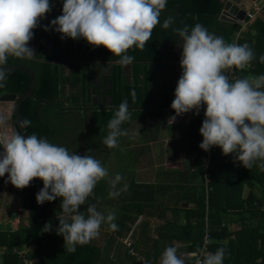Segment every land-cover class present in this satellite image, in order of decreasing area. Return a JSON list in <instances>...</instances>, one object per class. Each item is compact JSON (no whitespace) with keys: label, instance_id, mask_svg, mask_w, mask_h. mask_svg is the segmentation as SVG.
Instances as JSON below:
<instances>
[{"label":"clouds","instance_id":"9594fccd","mask_svg":"<svg viewBox=\"0 0 264 264\" xmlns=\"http://www.w3.org/2000/svg\"><path fill=\"white\" fill-rule=\"evenodd\" d=\"M62 14L53 19L44 30L54 29L61 38L84 39L93 46H101L118 57L115 63L127 67L134 62L130 49L143 50L152 38L154 29L161 24L160 17L168 0H62ZM50 0H0V88L7 86L6 65L9 57L33 60L37 57L29 42L34 29L52 11ZM194 19H196L194 17ZM174 23L172 16L164 19L163 29ZM182 43L180 76L171 108L178 116L200 111L206 106L205 119L200 128L203 140L199 147L209 151L218 146L224 155L236 154L246 169L254 166L264 171V75L231 77V70H244L255 59L248 43H227L223 37L208 31L201 23L173 28ZM264 63V56H260ZM133 103L136 94L132 93ZM132 112L128 100H123L107 124L103 139L109 149L119 147V138L127 136L123 125L130 121ZM20 129L31 121L21 119ZM0 177L18 189L29 187L35 179L43 181L37 193V203L61 199L57 234L62 235L67 252H75L77 245H85L100 235L102 225L117 231L116 215L97 210L94 189L108 179L109 198H118L123 188L121 174L109 178L101 161L90 155L71 153L66 147L53 144L36 134L25 135L10 123V114L0 110ZM126 188V185L124 186ZM86 211L81 206L86 205ZM15 218V217H14ZM51 230V224L43 227ZM207 238L205 245H207ZM226 249L215 252L197 249L185 256L178 253L175 244L167 246L158 264H224Z\"/></svg>","mask_w":264,"mask_h":264},{"label":"trees","instance_id":"16d2710c","mask_svg":"<svg viewBox=\"0 0 264 264\" xmlns=\"http://www.w3.org/2000/svg\"><path fill=\"white\" fill-rule=\"evenodd\" d=\"M225 1L168 0L160 17L161 24L154 29L146 47L143 50L130 49L127 53L135 58L131 64L135 84L144 81L147 85L150 82V67L153 65L165 64L176 70L181 68L179 64L182 40L173 32V28L183 27L185 24L191 27L201 23L210 33L223 37L227 43H233V38L242 30V24L220 20ZM50 3L53 5L52 11L47 14L46 19L41 20L40 26L34 29V38L29 42L37 57L33 60L9 57L7 64L26 66L35 74L34 95L22 103L20 114L22 119L31 121L27 128L28 135L34 133L41 138H49L51 135V127L46 118L48 111L63 114L96 110L91 101L86 105L76 106L74 101L88 98L87 81L95 75L97 68L102 70L103 64L111 65L107 82L111 87L110 95L113 96L114 106L119 107L125 100L116 94V86L119 83L125 85L126 82L123 66L115 63L118 57L113 56L103 46L94 48L84 39H62L61 34L54 29L44 30L45 25H50L53 19L62 14V0H50ZM169 16L174 18V23L165 30L162 23ZM76 42L79 44H75ZM238 43H248L254 51L255 59L247 69H237V78L264 75V63L260 62V56H264V19L257 20L243 32ZM66 62L71 64V75L68 78H65L64 71ZM67 83L78 84L81 90V96L73 93L70 95V105L61 101L65 96L64 86ZM29 84L30 77L27 74L9 71L7 86L0 88V97L5 93L19 96ZM141 96L136 95L135 103L132 96H127L130 108L140 110L146 105L145 99L143 103H137V99H142ZM205 110L206 106L201 109L199 116L194 112L190 117L192 136L186 149V163L192 171V179L188 186L179 189L180 198L176 201L177 205H192V208L188 209L179 207L185 219L180 230L187 234L182 237L186 238L185 242L191 253L202 247L205 231L208 230L212 239L209 251L215 252L219 247L226 249L224 264H264V171L256 166L250 170L246 169L236 159L235 153L224 155L218 146L212 152L209 167L205 168L208 151L199 147L203 140L200 128L205 119ZM206 179L208 189L204 184ZM42 188L43 181L35 179L29 187L21 191L28 199L37 201L36 195ZM4 189L5 176L0 177V206ZM61 199L45 202L55 209L57 216L61 215ZM22 209L30 213V226L21 227L17 231L0 230V264H19L18 255L13 250L23 245L33 246L30 255L33 261L40 258L44 241L49 234L43 231V227L52 223L51 216L47 211L26 203H22ZM86 209L87 203L81 206L80 210ZM58 227L59 219L43 264H98L100 251L91 243L77 245L75 252H67L64 237L57 234ZM156 256L157 254L153 260L147 256L148 264H155Z\"/></svg>","mask_w":264,"mask_h":264},{"label":"crops","instance_id":"0c3cea01","mask_svg":"<svg viewBox=\"0 0 264 264\" xmlns=\"http://www.w3.org/2000/svg\"><path fill=\"white\" fill-rule=\"evenodd\" d=\"M263 17L264 12L258 20ZM103 65L102 70L97 68L95 75L87 81L88 98L74 101L75 106L86 105L91 101L96 110L63 114L48 111L46 116L51 127V135L47 138L49 142L66 147L71 153L96 158L107 168L109 178L116 174L124 178L119 185L124 190L118 198H109L110 185L106 178L95 187V199L89 198L87 202L96 204L97 210L105 215L114 212V223L118 226L117 231H110L107 224L102 225L100 235L90 242L100 251L98 264H148L147 256L153 260L156 254L155 264H158L164 249L173 244L178 246V253L187 256L188 245L186 238L182 237L187 234L180 230L185 219L179 207L188 209L192 205H177L176 201L180 198L179 191L188 186L192 179V171L186 163V149L191 143L192 130L189 123L194 111L178 116L174 123L169 121L171 116L176 115L171 104L182 68L176 70L165 64L153 65L150 67L151 80L146 85L144 81L135 84L132 65H129L131 69L123 66L126 82L125 85L119 83L116 86V94L126 99L134 92L137 96L142 95L137 103L141 104L145 99L146 105L140 110L129 106L132 118L123 125L128 135L119 138V147L109 149L103 139L108 133L107 124L118 107L113 104L111 87L107 82L111 65ZM64 71L65 78H68L71 75L70 63H65ZM156 80L159 81L158 85ZM126 86L130 87L129 90ZM80 91L78 84L67 83L61 101L70 105V95L73 93L79 96ZM155 91L157 94H153ZM6 181L7 174L3 205L0 208V230L27 228L30 226V213L21 209V214L13 217V207L17 205L13 203L15 199H11L12 202L7 197L10 188ZM8 203L14 206H7ZM15 250H24L30 258L33 246L15 248L13 252L19 258ZM31 264H37V261L31 259Z\"/></svg>","mask_w":264,"mask_h":264},{"label":"water","instance_id":"95a60500","mask_svg":"<svg viewBox=\"0 0 264 264\" xmlns=\"http://www.w3.org/2000/svg\"><path fill=\"white\" fill-rule=\"evenodd\" d=\"M256 0H226L224 9L222 11L220 20L223 22H228L232 24H238L245 20L246 18V12L249 11L253 5V3ZM37 50V46L35 47ZM7 72L9 71H19L27 74L30 77V84L28 85L27 89L21 94H10L5 93L0 97V110L7 111L10 114V123L16 127L18 130L21 131L23 135H25V138H27L28 133L25 129H20L19 124L17 123L19 120H21V114H20V108L22 103L28 99L29 97H32L34 95V90L36 87V77L34 72L22 65H7L6 66ZM128 69H131L130 66H127ZM0 152H3L2 146H0ZM8 186L10 188L9 193L7 194L8 199H15L13 203L17 205V207H13V217L19 216L21 214L22 209V203H26L30 206H33L35 208L43 209L47 211L51 216V230L49 231V234L47 238L44 241V247L41 253V256L39 260L37 261V264H43L46 253L48 251V248L51 244V241L53 239L56 227H57V220L58 216L56 214V211L54 208L47 204H39L37 201H33L28 199L21 191V189L16 188L13 186L10 182H8ZM13 204L8 203L7 206H11ZM14 206V205H13Z\"/></svg>","mask_w":264,"mask_h":264},{"label":"built area","instance_id":"2783aa9c","mask_svg":"<svg viewBox=\"0 0 264 264\" xmlns=\"http://www.w3.org/2000/svg\"><path fill=\"white\" fill-rule=\"evenodd\" d=\"M263 12H264V0H256L253 3L251 9L246 12V18H245L244 21L241 22L242 23V30H241V32L239 34H237L236 39L234 40L233 43H238V39L240 37V34L243 31L248 30V28L251 26V24L253 22H256L258 20L259 16ZM236 71H237V69L231 70V77L233 79L237 78ZM216 148H217V146H214L207 152V158H206V161H205V168H208V166L210 164V159H211V156H212V150H214ZM205 185H206V187L208 185L207 179L205 181ZM207 189H208V187H207ZM206 238H207V241H208L207 245H205V239ZM211 242H212V239H211V236H210V232L207 230V231H205L204 242H203V245H202L201 248L205 249L206 251H209V244ZM15 252H17L19 254V259L21 260V264H31V259L27 256L28 255L27 252H24V250H20V251L15 250ZM26 253H27V255H26Z\"/></svg>","mask_w":264,"mask_h":264},{"label":"rangeland","instance_id":"374dc122","mask_svg":"<svg viewBox=\"0 0 264 264\" xmlns=\"http://www.w3.org/2000/svg\"><path fill=\"white\" fill-rule=\"evenodd\" d=\"M165 73V72H164ZM155 76H157V74H154ZM170 77V76H169ZM178 80V79H177ZM157 82H156V84L158 85V83H159V81L158 80H156ZM166 87H168V82H167V84H166ZM163 87H161V89H162ZM167 89V88H166ZM153 94H157V91H155ZM1 194H2V192L0 191V196H1ZM12 201V200H11ZM3 202H4V200H3ZM13 202V201H12ZM12 204V203H11ZM1 205H3L2 204V201H1ZM1 207V206H0Z\"/></svg>","mask_w":264,"mask_h":264},{"label":"flooded vegetation","instance_id":"af4514ba","mask_svg":"<svg viewBox=\"0 0 264 264\" xmlns=\"http://www.w3.org/2000/svg\"><path fill=\"white\" fill-rule=\"evenodd\" d=\"M34 31V30H33Z\"/></svg>","mask_w":264,"mask_h":264}]
</instances>
